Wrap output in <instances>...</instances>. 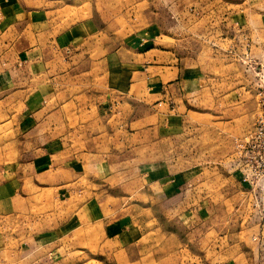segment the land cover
I'll use <instances>...</instances> for the list:
<instances>
[{
	"label": "rangeland",
	"instance_id": "obj_1",
	"mask_svg": "<svg viewBox=\"0 0 264 264\" xmlns=\"http://www.w3.org/2000/svg\"><path fill=\"white\" fill-rule=\"evenodd\" d=\"M63 3L84 4L87 15L91 9L103 35L155 41L179 70L171 99L175 119L168 126L172 137L157 142V153L151 133L142 141L129 136L119 146L114 142L118 154L112 161L124 174H114L108 190L114 197H128L130 206L138 196L126 182L135 184L138 171L174 158L178 168L197 167L192 212L186 214L188 203L179 205L189 187L177 190L183 199L174 208L157 198V232L143 239L146 253L130 251L137 260L124 264H264V181L252 184L236 156V144L252 131L257 114L264 0H0V16L6 19L0 22L24 19L28 14L19 11L24 7ZM4 37L8 33L0 28L3 52L8 51ZM105 37L98 36L97 43ZM118 76L113 67L110 80L115 87ZM97 80L102 84L104 78ZM125 88L124 82L121 90ZM8 138L6 125L0 129V144ZM71 191L62 198L60 190L50 194L49 205L38 208L33 220H16L15 228L6 221L0 231V264H50L60 259V252L72 260L74 248H96L103 230L78 214L74 218V211L84 210L74 203ZM82 196L79 203L89 193ZM202 196L201 205L197 201Z\"/></svg>",
	"mask_w": 264,
	"mask_h": 264
},
{
	"label": "crops",
	"instance_id": "obj_2",
	"mask_svg": "<svg viewBox=\"0 0 264 264\" xmlns=\"http://www.w3.org/2000/svg\"><path fill=\"white\" fill-rule=\"evenodd\" d=\"M83 6L24 7V19L0 22L8 33L2 41L8 51H0V129L7 125L9 133L0 144V231L7 222L15 228L16 220H33L38 208L49 205L50 194L60 190L62 198L71 188L84 210L74 211V218L101 226L103 235L95 249L74 248L72 260L60 252L50 264H124L137 260L130 251L146 253L143 239L157 232V198L173 208L184 198L179 205L188 203L186 214L192 212L197 167L178 168L174 158L159 167L150 164L153 170L142 169L135 184H125L138 196L130 206L128 197L109 193L114 174H124L112 161L118 154L114 142L119 146L129 136L142 141L151 133L157 153V142L172 137L168 126L175 119L171 99L179 70L150 39L105 34L97 43L105 35ZM113 67L121 75L119 87L110 80ZM181 188L186 191L178 198ZM84 192L89 196L79 203Z\"/></svg>",
	"mask_w": 264,
	"mask_h": 264
},
{
	"label": "built area",
	"instance_id": "obj_3",
	"mask_svg": "<svg viewBox=\"0 0 264 264\" xmlns=\"http://www.w3.org/2000/svg\"><path fill=\"white\" fill-rule=\"evenodd\" d=\"M257 93V114L252 131L236 144L241 169L252 184L264 181V69Z\"/></svg>",
	"mask_w": 264,
	"mask_h": 264
}]
</instances>
